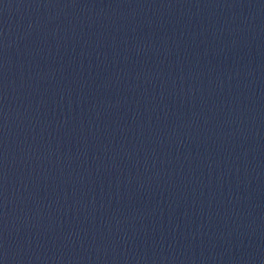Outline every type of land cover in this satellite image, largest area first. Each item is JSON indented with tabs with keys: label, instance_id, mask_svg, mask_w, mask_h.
I'll return each instance as SVG.
<instances>
[{
	"label": "water",
	"instance_id": "obj_1",
	"mask_svg": "<svg viewBox=\"0 0 264 264\" xmlns=\"http://www.w3.org/2000/svg\"><path fill=\"white\" fill-rule=\"evenodd\" d=\"M0 264H264V0H0Z\"/></svg>",
	"mask_w": 264,
	"mask_h": 264
}]
</instances>
